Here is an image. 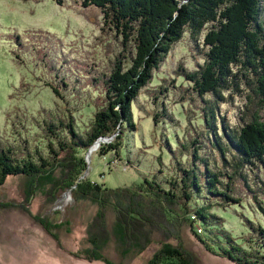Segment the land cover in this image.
<instances>
[{"label": "rangeland", "instance_id": "obj_1", "mask_svg": "<svg viewBox=\"0 0 264 264\" xmlns=\"http://www.w3.org/2000/svg\"><path fill=\"white\" fill-rule=\"evenodd\" d=\"M101 26V9L96 6L83 8L75 0H66L62 5L57 0H0V146L13 145L14 154L23 159L28 154L36 156L38 151L52 162L54 154H50L49 141H55V136L59 143L60 139L67 143L74 140L66 127H59L56 118L53 124L52 111L58 112L57 116L64 124L74 116L75 120L81 121V129L83 126L89 128L94 113L82 111V107L88 101L103 103L100 95L105 90V77L111 71V63L119 50L118 41L103 44L108 39L114 40V35L103 36ZM200 55L188 37L172 49L160 66V75L142 90L138 103L133 104L138 127L132 139L131 132L124 135L121 157L113 152L102 154V143L111 139L99 137L87 149L80 146L82 149L77 148L69 154L60 153L63 157L55 166L71 168L64 169L66 174L78 172L79 165L86 167L71 188L62 187L61 182L59 187L47 182L29 196L27 186L35 184L37 176H11L0 186V264H107L85 254L89 247L88 225L93 223L98 213L104 216V224L111 230L115 218L113 209L100 206L95 199H110L113 204L116 202L114 199L119 198L109 194L96 195L91 189L94 182L120 189L141 184L145 177H157L168 186L169 179L183 175L177 164L182 160L181 141L188 142L185 144L189 147V153L185 151L188 154L184 162L186 169H194L200 175V170L206 168L201 163L206 157L212 159L214 166H221L222 158L215 148V139L209 138L211 132L208 127L204 123L195 124L196 117L200 116L195 111H199L201 102L189 101L183 113V108H175L180 103L181 88L171 90L170 94H160L159 104L155 103L152 94L149 95L164 85L172 86V82L183 73L182 65L193 69L194 62L202 60ZM53 86L58 87L60 94L54 93ZM162 106L169 110L174 107L177 115L174 118L162 115L159 112ZM237 113L238 110L236 112L230 106L222 108V115L230 118L233 124ZM46 120L54 125L56 134L47 135ZM188 131L191 136L185 140L184 135ZM221 133L227 141L225 128ZM194 139H199L197 146H200L201 159L197 161L191 142ZM56 142L53 146L58 151ZM255 178V174L250 175V188L241 178L235 181L234 195L245 199L243 205H233L228 210L214 195L204 203H214L212 224L224 220L222 228L237 242L252 238L258 243L262 236L258 227L259 224L264 227V214L258 209V204L264 203V190ZM79 184L82 185L77 192ZM89 193L95 198L91 200ZM175 211L182 226L168 225L171 237L167 242L185 251L191 264H239L221 250L230 247L223 236L221 241L216 238L221 232L226 234L225 231L211 232L205 242L201 241L194 236L188 224L189 217L193 225L200 220L194 211L185 213L179 207ZM147 230H150L148 226ZM154 238H164V235L156 231ZM102 242L100 240L99 244ZM156 250L158 244L154 242L137 257H125L117 250L113 238L103 255L111 264H147Z\"/></svg>", "mask_w": 264, "mask_h": 264}, {"label": "trees", "instance_id": "obj_2", "mask_svg": "<svg viewBox=\"0 0 264 264\" xmlns=\"http://www.w3.org/2000/svg\"><path fill=\"white\" fill-rule=\"evenodd\" d=\"M65 1L57 0L61 5ZM75 1L83 8L96 6L101 9L100 30L103 36L114 35V40L108 39L103 44L118 41L119 50L111 63V71L105 77V90L100 95L103 103L88 101L82 107V111L94 113L87 129L84 126L81 129V121L75 120L74 116L69 123L64 124L57 116L58 112L55 114L52 111L53 124L56 123V118L59 127H66L74 139L71 143L60 139L59 143L55 136V141H49L50 154H54L52 162L38 151L36 156L28 154L23 159L14 154L13 145L0 146V186L11 176H37V182L27 186L29 196H33L37 188L43 187L47 182L58 187L61 182L62 187L71 188L86 167L79 165L76 169L78 172L66 174L64 169L71 168L62 165L59 169L55 166L59 158L63 157L60 153L69 154L70 151H77V148L82 149L80 146L87 149L99 137L111 139L108 143H102V154L113 152L121 157L120 148L124 135L131 132L132 139L138 127L134 119L133 104L138 103L142 90L160 75V66L176 44L188 37L198 49L202 60L194 62L193 69L183 68L182 65L183 73L172 82V86L164 85L158 91L155 89L154 93L149 92V95L152 94L155 103L159 104L160 94H170L171 90L181 88L180 103L175 108H183V113L184 106L189 101L201 102L199 111H195L200 115L196 117L195 124L199 126L204 123L208 127L211 132L209 138L215 139V148L220 153L222 164L214 166L212 159L206 157L201 162L206 168L204 171L200 170V175L194 169H186L184 162L189 147L185 144L186 141H181L182 160L177 164L183 175L181 174V178L174 176L169 179L168 186L157 177H145L141 184L120 189L94 182L91 189L96 195H115L119 199H114L116 202L113 204L110 199H95L100 206L113 209L114 224L108 230L105 220L103 221L104 216L96 213L95 220L88 225L89 247L85 254H90L93 260L102 259L111 264L104 257L103 251L114 238L117 250L125 257H137L156 242L158 250L147 264H191L185 251L167 242V238L171 237L168 225L182 226L175 209L179 207L185 213L194 211L200 220L193 225L189 217V228L192 227L190 230L196 238L205 242L211 232L225 231L222 228L224 220L219 224H212L214 203L204 204L206 199L210 200L211 195H214L216 199L222 200L220 204L228 210L233 205H243L245 199L234 195L235 181L241 178L250 188L252 174L256 175L255 180H259L260 187L264 190V114L261 113V110L264 111V0ZM52 90L60 94L57 86H53ZM225 105L236 112L238 110L234 124L230 118L222 115ZM175 108L169 110L162 106V111L159 112L174 118L177 115ZM53 124H48L46 120L47 135L56 134ZM222 128L226 130L227 141L221 133ZM190 136L189 131L185 133V140ZM55 142L59 146L58 151L54 150ZM191 142L193 156L197 161L201 159L198 151L200 146H197L199 139ZM227 144L231 145L226 146ZM212 150L216 151L214 148ZM80 185L82 184L77 186V192ZM88 196L91 200L95 198L92 193ZM200 203L204 205L199 206ZM258 209L264 214V203H259ZM156 231L161 232L164 238L155 240ZM258 231L262 235L258 243L252 238L237 242L227 231L226 234H217L216 238L221 241L223 236L228 240L230 247L221 250L233 261L239 264H264V227L261 224ZM100 240L104 243L99 244Z\"/></svg>", "mask_w": 264, "mask_h": 264}]
</instances>
